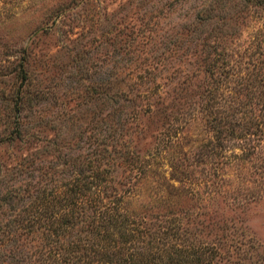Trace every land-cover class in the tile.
I'll list each match as a JSON object with an SVG mask.
<instances>
[{
	"label": "rangeland",
	"instance_id": "374dc122",
	"mask_svg": "<svg viewBox=\"0 0 264 264\" xmlns=\"http://www.w3.org/2000/svg\"><path fill=\"white\" fill-rule=\"evenodd\" d=\"M263 56L253 1L0 0V264H68V180L88 167L206 264H264V134L215 144L203 108L211 60L220 107Z\"/></svg>",
	"mask_w": 264,
	"mask_h": 264
},
{
	"label": "trees",
	"instance_id": "16d2710c",
	"mask_svg": "<svg viewBox=\"0 0 264 264\" xmlns=\"http://www.w3.org/2000/svg\"><path fill=\"white\" fill-rule=\"evenodd\" d=\"M240 1L264 4V0ZM214 61H210L206 70L208 97L204 96L203 108L215 144L225 137L241 139L245 137L243 133L264 134V56L252 66L253 81L244 86L247 99L241 101L232 95L220 107V100L214 99L219 87ZM19 69L23 81L25 74L21 73L22 67ZM120 185L121 181L105 167L101 170L88 167L82 173L79 170L77 176L68 180V264H206L209 261L212 250L206 245L184 242L178 221L170 224L161 218L160 223L151 224L124 211Z\"/></svg>",
	"mask_w": 264,
	"mask_h": 264
}]
</instances>
